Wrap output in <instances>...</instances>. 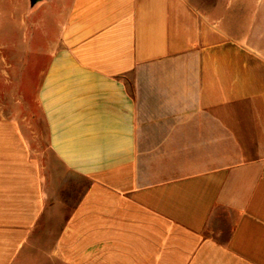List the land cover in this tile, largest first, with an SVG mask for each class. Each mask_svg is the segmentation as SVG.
Listing matches in <instances>:
<instances>
[{
	"label": "crops",
	"instance_id": "obj_1",
	"mask_svg": "<svg viewBox=\"0 0 264 264\" xmlns=\"http://www.w3.org/2000/svg\"><path fill=\"white\" fill-rule=\"evenodd\" d=\"M30 2L0 264H264V0Z\"/></svg>",
	"mask_w": 264,
	"mask_h": 264
},
{
	"label": "rangeland",
	"instance_id": "obj_2",
	"mask_svg": "<svg viewBox=\"0 0 264 264\" xmlns=\"http://www.w3.org/2000/svg\"><path fill=\"white\" fill-rule=\"evenodd\" d=\"M31 6L30 0H0V112H13L17 118L38 113L34 94L42 59L35 48L43 40L41 34H31V29L26 33V13ZM37 8L34 17L39 19L41 7ZM15 18L23 22L20 32L13 25ZM27 43H33L34 50H28Z\"/></svg>",
	"mask_w": 264,
	"mask_h": 264
}]
</instances>
